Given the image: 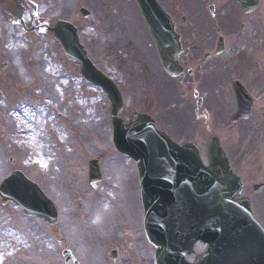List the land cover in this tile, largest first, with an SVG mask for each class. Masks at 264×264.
Masks as SVG:
<instances>
[{
    "label": "rangeland",
    "instance_id": "374dc122",
    "mask_svg": "<svg viewBox=\"0 0 264 264\" xmlns=\"http://www.w3.org/2000/svg\"><path fill=\"white\" fill-rule=\"evenodd\" d=\"M219 1L214 0L215 6ZM20 4L23 21L27 26L31 23L50 25L55 21L73 23L78 28L81 44L96 67L112 78L115 69L121 66L129 72L128 78L131 75L135 77L129 84L128 78L120 77L122 81L119 86L127 96L125 106L128 114L127 118L124 116L125 120L133 108L142 109L145 101L151 104L156 102L168 115L163 118L168 121L164 124L171 128L176 126L175 129L180 132L192 128L188 125V118L183 115L187 110L191 112L195 101H185L178 94L165 105V101L154 91V80L144 77L139 79L136 76L144 65L143 59H138L134 65L130 60L136 53L135 47L143 43L147 46V36L141 26V18L137 15L135 0H20ZM80 8L92 12L98 25L96 29H91L78 16ZM224 14L228 18L229 13ZM242 26L244 28L241 30ZM112 28L113 33L108 32ZM114 37L121 41H113ZM228 42L232 62L238 61L245 68L246 81L242 78V71L236 78L244 84L252 82L256 85L257 90L253 92L261 99L264 107V86L260 84H264V0H260V7L251 21H238L237 30L231 34ZM5 62L8 63L7 68L0 70V183L7 176L6 171L11 173L13 170L24 172L34 183L41 179L45 168L51 167L45 173L41 191L49 199H57L63 210L68 194H73L74 188H83L77 174L83 172L88 161L98 159V155H106L114 164L117 162V156L113 157L115 154L110 148L108 103L100 90L79 78L78 68L65 58L60 46L48 34H29L12 23H1L0 67ZM30 63L36 64L31 66L27 76L23 66H30ZM13 71H18L21 79L17 74L14 79ZM32 81L36 83L27 84ZM41 85H45L43 90L39 88ZM45 93L50 99L48 96H43L48 99L41 98ZM65 97L72 102L68 113L66 108L69 103ZM226 98L230 104L231 97ZM220 99V105L225 106L226 99ZM215 103L218 108L211 111L215 118L213 124L206 126L201 122L195 127L197 145L204 156L208 135L214 133L219 136L225 151L235 161L237 173L243 179V194L248 193L255 206L257 201H264V191L254 197L251 190L253 185L264 182V143L259 149L255 140L259 133L264 136V127L257 133L252 128L253 120L233 127L228 118L229 107L225 112L224 107L219 106L217 101ZM219 110L223 119L217 121L216 113ZM23 111L27 119L20 116ZM58 114L68 124L59 121ZM256 118L257 114H254L253 119ZM28 155H35L39 163L31 158L27 161ZM101 160H105L103 156ZM41 161L44 163L43 168ZM82 161L83 166L80 165ZM108 161L105 166L114 165ZM75 167H78L77 171ZM254 209L255 219L264 227V204ZM65 220L64 217L63 223ZM59 222L62 223V220L59 219ZM106 224L103 222V230L107 229ZM75 225L87 235L88 239L83 242L95 243L91 241L90 235L98 236L96 231L90 230L80 220H76ZM77 233L79 235V231ZM61 235L58 232L54 236L45 223L27 219L17 208L0 206V264H54L49 261L47 254L63 251Z\"/></svg>",
    "mask_w": 264,
    "mask_h": 264
},
{
    "label": "flooded vegetation",
    "instance_id": "af4514ba",
    "mask_svg": "<svg viewBox=\"0 0 264 264\" xmlns=\"http://www.w3.org/2000/svg\"><path fill=\"white\" fill-rule=\"evenodd\" d=\"M157 2L169 16L178 38L177 44L169 46L170 52L167 55L177 66V74L171 77L164 71L154 44L146 42L147 46L145 43L141 45L143 49L141 52L137 50V58L131 57L130 60L134 65L138 59H143L144 65L142 68L139 67L140 72L136 76L147 80L152 76L157 82L160 98L166 96L165 94H169L170 97L179 94L185 101L190 103L195 101L192 111L194 121L197 124L204 122L208 126L214 121L211 111L216 97L232 95L233 105L231 102L227 106L235 105L236 108L233 82L239 80L236 76L243 70L238 61L232 62L228 39L237 30L239 20L250 19L254 14L243 15L238 4L229 0H220L216 6L214 0H157ZM224 12L229 13L228 18ZM243 28L242 26L241 30ZM111 68L113 70V66ZM128 73L124 67L118 66L112 77L123 98L121 113L123 118L124 116L127 118L128 114L125 106L127 96L123 94L119 85L122 81L120 77L127 79ZM127 83L129 84V81ZM244 88L250 93L253 101L250 120L256 113L258 122L254 121V125L262 129L264 107L261 105V99L254 97L253 91L257 89L256 85L250 83L244 85ZM138 110L139 113L152 118L157 128L163 129L168 134L171 132L175 138H178L175 139L170 133L169 135L175 140L192 143L197 141L195 129L180 132L164 124L167 120L163 119L165 118L163 108L156 102L151 104L145 101L142 109ZM186 112L189 113L188 110ZM247 121L240 119L236 124ZM263 138L264 136L261 135L260 146L264 143ZM100 168L107 177L106 179L102 177L100 187L96 191L89 187L77 189L64 203L63 220L64 217L66 220L62 226L64 234L61 240L62 259L53 252L51 254L53 263L153 264V249L144 235L143 205L136 164L125 157H120L112 166H104L101 162ZM76 220L87 224L90 230L96 231L98 236L90 235L91 241L96 244L83 242L88 238L75 225ZM103 222L107 223L106 230L101 228ZM55 230L52 229L53 233ZM196 247L200 248L197 253L204 250L200 244Z\"/></svg>",
    "mask_w": 264,
    "mask_h": 264
},
{
    "label": "water",
    "instance_id": "95a60500",
    "mask_svg": "<svg viewBox=\"0 0 264 264\" xmlns=\"http://www.w3.org/2000/svg\"><path fill=\"white\" fill-rule=\"evenodd\" d=\"M238 1L244 9L249 3L253 5V0ZM138 2L145 19L149 21L148 15L152 12L153 15L156 14L154 4L151 1L147 2V0H138ZM81 14L85 15L84 12ZM153 15H151V21ZM151 21H149V25ZM151 30L155 32L152 27ZM53 33L62 43L61 46L69 58L81 67L83 77L102 87L108 95L111 101V117L113 119V144L117 150L134 158L141 157L142 159L152 160L162 156L193 157L194 168L192 172L198 175L188 176L183 187L194 188L196 192L194 195L199 197L201 202L211 204V210H206L207 216L204 220H208L209 216L212 219L210 227L206 226V230L200 228L199 232L196 233L194 241L203 238L211 246L208 254L203 256L197 264H214V259L217 260L222 257L225 259L226 256L223 255L227 254H231L233 260L238 255L243 260V264H264V232L252 220L249 203L243 199H234V197H239L241 185L239 180L229 171L218 142L213 138L210 141L209 155L215 156L216 159L212 160L210 168L205 169L201 165L198 153L194 148L187 146L175 147L166 137L155 131L149 120L141 117L135 123L125 126L116 117L121 107L119 96H117L113 86L94 70L82 48L79 47L76 33L72 27L60 23L54 28ZM156 37V43L160 51L164 38L160 35ZM239 95L243 100V110H245L246 98L243 94ZM118 102L119 109L116 108ZM142 162L139 167H141ZM21 180V177L17 174L10 179L11 185L13 184V187L16 188ZM186 182L189 185H186ZM9 187V185H6L2 189L3 193L9 195L7 199L13 200L15 205L22 206L29 214L33 212L40 217L48 218L47 220L50 222L54 212L49 208L48 202L34 185H30L23 179L19 194L17 189L11 187L10 191ZM208 196L212 199L210 202L207 199ZM209 233L210 239L208 238ZM159 236L158 229L154 225L151 241L155 246L162 247L163 244L159 241ZM158 255H161V251L158 252ZM165 260L167 264L168 262L170 264H183L181 259L165 258ZM160 261L159 258L158 263Z\"/></svg>",
    "mask_w": 264,
    "mask_h": 264
}]
</instances>
